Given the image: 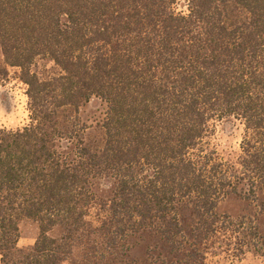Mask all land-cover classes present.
<instances>
[{
	"label": "trees",
	"instance_id": "trees-1",
	"mask_svg": "<svg viewBox=\"0 0 264 264\" xmlns=\"http://www.w3.org/2000/svg\"><path fill=\"white\" fill-rule=\"evenodd\" d=\"M0 49L29 111L0 128V264L264 257L255 219L217 213L264 198V0H0ZM94 98L92 139L78 113ZM229 121L244 127L234 158L215 141ZM24 220L39 225L27 250ZM138 238L152 243L132 259Z\"/></svg>",
	"mask_w": 264,
	"mask_h": 264
},
{
	"label": "rangeland",
	"instance_id": "rangeland-1",
	"mask_svg": "<svg viewBox=\"0 0 264 264\" xmlns=\"http://www.w3.org/2000/svg\"><path fill=\"white\" fill-rule=\"evenodd\" d=\"M4 69H6L7 75L0 81V128L17 130L29 123L27 88L21 82L17 69L5 67L0 49V71ZM39 69L43 75H49L54 71L53 64L47 62H41ZM106 114L107 106L98 98L92 99L80 108L78 118L82 125L89 128V138L94 139L101 135V127ZM243 134V125L236 121L222 123L218 127L215 141L225 157L234 158L237 156ZM113 190L112 183H104L100 187L99 194L104 198H108L112 195ZM217 213L220 216H228L232 219H255L261 235L264 236V198L262 196L257 203H251L242 196H230L219 205ZM20 235L19 247L22 250L32 248L39 236V225L31 220L22 221L20 224ZM51 235L59 237L60 232L56 230ZM144 239H134L130 243L132 259H143L146 256L147 249L152 241ZM75 262L79 263L77 254L72 259L63 262V264H74ZM206 264H264V257L252 252L238 259L233 255L227 254V252L211 251L207 256Z\"/></svg>",
	"mask_w": 264,
	"mask_h": 264
}]
</instances>
